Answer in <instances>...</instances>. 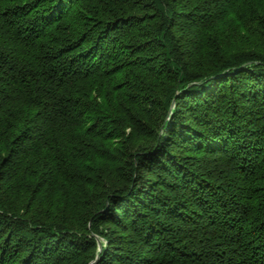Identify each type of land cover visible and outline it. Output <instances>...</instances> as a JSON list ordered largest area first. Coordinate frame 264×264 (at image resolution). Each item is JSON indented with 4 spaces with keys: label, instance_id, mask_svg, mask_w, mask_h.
I'll list each match as a JSON object with an SVG mask.
<instances>
[{
    "label": "trees",
    "instance_id": "16d2710c",
    "mask_svg": "<svg viewBox=\"0 0 264 264\" xmlns=\"http://www.w3.org/2000/svg\"><path fill=\"white\" fill-rule=\"evenodd\" d=\"M0 264H264V0H0Z\"/></svg>",
    "mask_w": 264,
    "mask_h": 264
}]
</instances>
